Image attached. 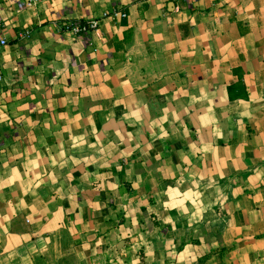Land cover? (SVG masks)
<instances>
[{
    "label": "crops",
    "instance_id": "1",
    "mask_svg": "<svg viewBox=\"0 0 264 264\" xmlns=\"http://www.w3.org/2000/svg\"><path fill=\"white\" fill-rule=\"evenodd\" d=\"M22 2L0 264H264V0Z\"/></svg>",
    "mask_w": 264,
    "mask_h": 264
},
{
    "label": "built area",
    "instance_id": "2",
    "mask_svg": "<svg viewBox=\"0 0 264 264\" xmlns=\"http://www.w3.org/2000/svg\"><path fill=\"white\" fill-rule=\"evenodd\" d=\"M40 0H24V2L18 4L19 9H26V8H32L34 7ZM186 3H195L198 0H183ZM112 17L114 18H120L123 19L126 17L125 13L122 12H113ZM98 25L96 21H89L86 23H79L75 22L72 23L71 26L69 27V30L73 34H87L89 31L97 29ZM29 35V32H24V36L27 37ZM7 46V40L4 37L0 36V52L3 48ZM3 80V74H2V69L0 67V83Z\"/></svg>",
    "mask_w": 264,
    "mask_h": 264
}]
</instances>
